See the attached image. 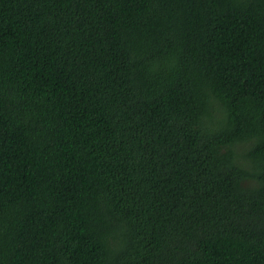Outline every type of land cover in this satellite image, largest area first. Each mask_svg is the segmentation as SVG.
Masks as SVG:
<instances>
[{
	"label": "trees",
	"instance_id": "1",
	"mask_svg": "<svg viewBox=\"0 0 264 264\" xmlns=\"http://www.w3.org/2000/svg\"><path fill=\"white\" fill-rule=\"evenodd\" d=\"M0 264H264V0H0Z\"/></svg>",
	"mask_w": 264,
	"mask_h": 264
}]
</instances>
